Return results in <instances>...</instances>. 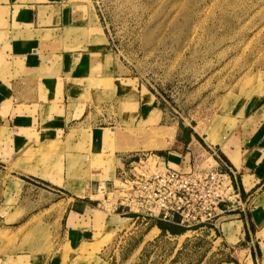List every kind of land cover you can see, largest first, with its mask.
<instances>
[{
  "label": "rangeland",
  "instance_id": "1",
  "mask_svg": "<svg viewBox=\"0 0 264 264\" xmlns=\"http://www.w3.org/2000/svg\"><path fill=\"white\" fill-rule=\"evenodd\" d=\"M74 8L75 27L65 29V41L53 47L51 41L46 42L50 51L64 54L87 50L80 48L86 46V27L90 24L96 29L94 34L99 33L91 40L98 42L99 52L105 54L96 55L92 68L82 75L80 95L68 101V108L79 113L82 110L81 114H75L56 138H41L18 150L12 146V129L6 121L13 113L8 83L16 77L20 63L7 53V38L2 40L0 256H10L0 264H15L11 255L17 251L51 256L59 218L31 214L39 208L46 209L44 214L50 213L57 208L52 203L61 197L69 199L58 204L55 212L60 214L71 202H87L84 184L99 176L93 173L101 172L100 177L119 185V175L114 177V173L121 161L128 163L148 151L160 155L193 150V165L212 166L215 163L210 155L219 152L204 142L212 136L226 138L242 121V114L264 102V0H81ZM100 38L106 46L101 45ZM91 129H121L130 138L122 143L102 140L103 149L94 151ZM152 133L168 141L169 134L172 138L164 148L149 149L146 144ZM188 133L193 142L186 148ZM118 143L123 148L117 147ZM105 157L110 159L108 167ZM79 182L82 191L73 194L69 186ZM98 183L102 189L91 195L95 208L103 214H120V209H112L122 193ZM238 201L232 210L201 225L203 228L196 232L187 231L195 226L137 220V228L121 239L124 242L119 247L113 243L114 237L124 229L98 241L105 233L98 228L74 250L66 244L65 251L76 258L75 264H245L247 233L241 232L238 240L223 228L224 222L234 218L228 215L238 212ZM159 225L185 231L162 233ZM152 227L160 231L150 232Z\"/></svg>",
  "mask_w": 264,
  "mask_h": 264
},
{
  "label": "crops",
  "instance_id": "2",
  "mask_svg": "<svg viewBox=\"0 0 264 264\" xmlns=\"http://www.w3.org/2000/svg\"><path fill=\"white\" fill-rule=\"evenodd\" d=\"M80 3L81 0H0V48L5 36L7 46L10 47L6 49L7 53L11 52L14 62L20 63V66L16 67L19 68L16 69V77L10 79L8 83L13 98V113L6 116V121L12 129L14 149L18 150L28 143L35 144L41 141V138H56L63 131L62 129L75 118L74 115L79 113L74 108H68V101L80 95V89L84 88V84L82 86L80 82L82 75L87 74L92 68L96 55L105 54L99 52L101 46L97 44L98 42L91 40L93 37H99V33L94 34L96 29L90 24L89 28L86 27V46L80 49L87 50L82 53L71 51L58 54V52L50 51L51 47H48L47 43L51 41L49 44L52 46L65 41L63 33L65 29L75 27L77 17L74 6H80ZM14 24L18 26L13 27ZM70 39L73 40V38ZM102 43L101 45L106 46L105 41L102 40ZM83 61L86 62L85 65ZM254 106L256 105L251 106L248 113L242 114V121L226 138H216L215 142L204 143L208 148L212 149L213 145L218 150V155H210L215 163L212 166L221 164V162L227 165L234 174L235 186L240 195L241 204L237 206L238 212L228 215L234 218L223 223V225L229 223L230 227V230L225 233L232 232L230 237L234 236L238 240L241 232L247 233L248 254L245 264H264V250L262 249V244L264 245V188H262L264 187V102L257 105L255 109ZM104 129H91L89 132L94 151L103 149L104 144L99 134ZM192 142L193 137L190 134V141L186 148ZM192 151L176 152L173 150L160 153V156L170 167L186 169L192 164ZM128 163L126 160L121 161V166L116 169L114 177L120 175ZM93 174L99 176L92 177L85 184L81 181V185L84 184V197L87 202L77 204L71 202L70 207L60 214L55 212L58 204L69 199L61 197L52 203L57 208L50 213L44 214L46 209L39 208L35 214H31V216H36L37 213H42L45 217L59 218L55 251L52 255H36L17 251L11 255L13 263L75 264L76 258L70 257V253L65 251L66 244L74 250L87 237H93L98 228L99 231H105L98 241H104L109 234L115 236L124 229L121 235L114 237L113 243L116 241L115 246L119 247V244L124 242L121 239L126 234L134 232L133 230L137 228L134 216H120L123 213L103 214L95 208L93 202L95 199H92L91 195L100 186L98 182L113 188L114 180L100 177L101 172ZM33 181L36 182V180ZM81 185L79 182L77 186H72V188L69 186V189L70 191L72 189L71 192L75 194L82 191ZM57 192L65 195L59 189ZM56 196L59 197L58 194ZM245 207L246 210H244ZM195 227L187 231L196 232L203 228V226ZM131 228L132 230L129 231ZM145 236V234L142 235L140 243L144 241ZM113 246L114 244L111 245ZM114 253L115 250L112 251V255H115ZM6 256L10 255L0 256V260L5 259ZM70 258L73 259L70 260Z\"/></svg>",
  "mask_w": 264,
  "mask_h": 264
},
{
  "label": "built area",
  "instance_id": "3",
  "mask_svg": "<svg viewBox=\"0 0 264 264\" xmlns=\"http://www.w3.org/2000/svg\"><path fill=\"white\" fill-rule=\"evenodd\" d=\"M117 182L113 189L122 196L112 210L130 213L145 224L154 219L186 228L210 224L240 199L234 174L225 163L177 169L153 151L130 161Z\"/></svg>",
  "mask_w": 264,
  "mask_h": 264
},
{
  "label": "bare ground",
  "instance_id": "4",
  "mask_svg": "<svg viewBox=\"0 0 264 264\" xmlns=\"http://www.w3.org/2000/svg\"><path fill=\"white\" fill-rule=\"evenodd\" d=\"M152 135V138L150 139V143H147L146 144V147L147 148H149V149H151V148H164V147H166V145L169 143V141L171 140V138H172V135L170 136V134H169V141L168 140H166V138H163L159 133H152L151 134ZM214 135V134H213ZM99 136L101 137L100 139H102V140H105V139H110L111 140V142L113 141V140H116L117 142H119V143H122V142H124V141H126V140H128L130 137H128V135L124 132V131H122L121 129L120 130H110V131H104L103 130V132L102 133H100L99 134ZM211 137V136H210ZM214 137L212 136L210 139H209V141H214V140H216V139H213ZM165 139V140H164ZM119 143H118V145H117V147H120V148H123L121 145H119ZM109 160L110 159H108V157H105L104 158V162L107 164V165H105V166H107L108 167V165H109ZM232 223H230V225H231ZM224 228H225V230L227 231V230H230L229 228V223L227 224V223H225L224 224ZM152 230H158L157 228H153ZM151 232V231H150Z\"/></svg>",
  "mask_w": 264,
  "mask_h": 264
},
{
  "label": "trees",
  "instance_id": "5",
  "mask_svg": "<svg viewBox=\"0 0 264 264\" xmlns=\"http://www.w3.org/2000/svg\"><path fill=\"white\" fill-rule=\"evenodd\" d=\"M196 137H198V136H196ZM190 141V133H188L187 134V137H186V139H185V143L186 144H188V142ZM159 228L161 229V232L163 233V232H167L168 230L170 231V233H172V234H175V235H177V234H181V233H183L184 231H185V229L184 228H176L175 230L174 229H166L164 226H162V225H159Z\"/></svg>",
  "mask_w": 264,
  "mask_h": 264
}]
</instances>
